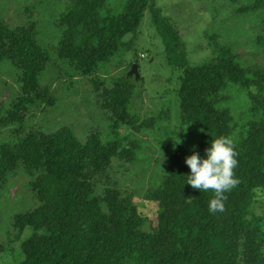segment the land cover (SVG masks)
<instances>
[{
    "label": "trees",
    "instance_id": "obj_1",
    "mask_svg": "<svg viewBox=\"0 0 264 264\" xmlns=\"http://www.w3.org/2000/svg\"><path fill=\"white\" fill-rule=\"evenodd\" d=\"M111 1L118 4L116 12L107 11ZM149 9L168 62L181 74L176 91L181 126L169 134L180 143L173 144L162 172L152 173L143 194L161 207L156 227L147 225L134 204L136 191L123 190L112 171L116 164L126 169L134 163L141 149L140 142L119 134L120 126L162 138L167 121L162 114L145 120L135 115L132 78L105 85L98 74L124 37L135 35ZM260 9L264 0L241 11ZM157 13L153 0H72L59 18L58 57L85 78L92 77L109 115L108 139L92 134L84 143L68 127L48 133L22 128L28 106L54 104L39 80L49 54L35 39V24L10 29L0 21V63L10 61L22 83L20 97L5 114L0 108V130L10 133L5 132L6 141L0 134V183L19 169L36 175L30 186L38 205L14 221L18 232L32 231L21 244L20 264H264V200L259 198L264 199V70L246 69L231 47L223 45L213 61L190 66L177 33ZM231 87L247 93L244 121L234 123L223 106ZM217 137L234 143L238 183L224 193L225 211L211 213L214 193L186 183L190 169L184 159L193 146L204 157L208 141Z\"/></svg>",
    "mask_w": 264,
    "mask_h": 264
},
{
    "label": "rangeland",
    "instance_id": "obj_2",
    "mask_svg": "<svg viewBox=\"0 0 264 264\" xmlns=\"http://www.w3.org/2000/svg\"><path fill=\"white\" fill-rule=\"evenodd\" d=\"M255 2L153 0L158 20L173 27L185 48L190 66L213 61L217 55L216 48L223 45L231 47L233 55L246 69L264 70V9L241 11ZM71 3L72 0H0V21L10 29L35 24V39L49 54L47 68L39 80L51 94L54 104L28 106L22 128L25 132L33 129L48 133L68 127L83 143L92 134H100L107 140L109 115L101 107V97L90 83L92 77L85 78L57 55L62 35L59 18ZM106 8L116 12L118 4L111 1ZM153 16L150 9L145 12L135 35L124 37L122 46L109 63L100 66L98 74L105 80V85L111 80L132 78L135 90L131 105L135 115L145 120L162 114L167 121L162 138L155 137L153 132H135L120 126L119 134L140 142L141 149L134 163L127 162V171L120 164H116L112 171L123 190L129 193L136 191L134 204L147 217V225L156 227L161 207L158 203L146 201L143 194L151 185L152 173L160 174L161 167L173 153L176 138L170 135L178 132L181 126L176 119L179 109L176 91L181 74L168 62L165 42L158 34ZM85 39L88 40L87 37ZM133 65L138 66V79L129 75ZM21 85L20 72L16 67L8 60L1 62L0 108L3 114L20 97ZM227 92L229 99L223 106L229 108L233 122L246 120L248 116L243 113L246 105L250 106L247 93L235 87ZM5 132L10 135L9 129L0 130L6 141L9 135ZM35 177L19 169L8 174L4 185L0 183V264H20L24 260L21 244L30 238L32 231L27 227L18 232L14 221L16 216L31 212L38 205L30 186ZM259 198L264 200L261 196Z\"/></svg>",
    "mask_w": 264,
    "mask_h": 264
},
{
    "label": "clouds",
    "instance_id": "obj_3",
    "mask_svg": "<svg viewBox=\"0 0 264 264\" xmlns=\"http://www.w3.org/2000/svg\"><path fill=\"white\" fill-rule=\"evenodd\" d=\"M234 148L231 139L217 137L208 141L204 157H201L193 146L192 154L184 159V163L190 169V174L186 175V183L193 189L204 192L211 190L214 193V198L208 204L211 213L225 211L224 193L229 192L238 183L234 177V169L238 164Z\"/></svg>",
    "mask_w": 264,
    "mask_h": 264
},
{
    "label": "water",
    "instance_id": "obj_4",
    "mask_svg": "<svg viewBox=\"0 0 264 264\" xmlns=\"http://www.w3.org/2000/svg\"><path fill=\"white\" fill-rule=\"evenodd\" d=\"M129 75H134V77L136 79L139 78V74H138V66L137 65H133V67L131 68V71L129 72Z\"/></svg>",
    "mask_w": 264,
    "mask_h": 264
}]
</instances>
